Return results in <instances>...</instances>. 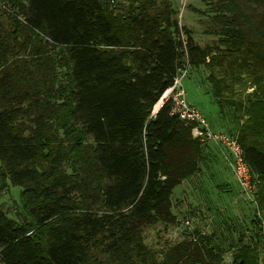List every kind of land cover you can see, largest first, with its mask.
Returning a JSON list of instances; mask_svg holds the SVG:
<instances>
[{
	"label": "trees",
	"instance_id": "obj_1",
	"mask_svg": "<svg viewBox=\"0 0 264 264\" xmlns=\"http://www.w3.org/2000/svg\"><path fill=\"white\" fill-rule=\"evenodd\" d=\"M202 2L218 56L169 0H0V190L18 189L13 217L0 206V264H225L229 251L230 264H260L264 0ZM187 66L210 70L257 206L230 240L195 230L155 253L143 232L178 223L174 189L202 174L208 147L170 101L153 114Z\"/></svg>",
	"mask_w": 264,
	"mask_h": 264
},
{
	"label": "rangeland",
	"instance_id": "obj_2",
	"mask_svg": "<svg viewBox=\"0 0 264 264\" xmlns=\"http://www.w3.org/2000/svg\"><path fill=\"white\" fill-rule=\"evenodd\" d=\"M169 1L178 11L179 24L191 31L193 41L202 49L212 48L211 54L218 56V52L214 49L217 37L208 33L212 25L210 19L212 13L208 12L204 2L202 0ZM0 15H2L1 12ZM0 23L2 28L9 29L8 20L3 15L0 17ZM209 59L210 56L206 58V61ZM209 76H211L210 70L205 66L199 68L187 66L186 72L179 78L181 79L179 83L183 86L188 104L198 109L208 122L210 129L213 132H227L231 130V127L229 124V127L223 124L218 106L212 97V84L209 81ZM167 94H163L164 97ZM223 109L222 113L227 115L232 112L230 103L223 105ZM155 112L157 110L153 108V114ZM208 146L218 151L213 163V170L216 174H213L212 169H208L206 163L202 165V161L200 163V166L203 167L202 174L191 181L183 182L180 187L174 189L172 211L178 223L176 225L157 224L146 228L143 232L144 243L155 253L190 238L195 230L206 234L215 232L217 235L222 232L230 240L232 236L236 237V233L232 230V236H229L226 227L238 230L249 225L251 216L248 209L251 208L250 205L236 200L237 185L227 168L221 151L219 152L218 147L213 144H208ZM209 162L207 160V163ZM222 183H226L223 189L219 188ZM17 204L18 189L7 187L0 190V206L8 211L9 216L13 217ZM244 206L249 208L246 210ZM231 255L232 251L224 253L222 260L225 264H230ZM260 264H264L263 255Z\"/></svg>",
	"mask_w": 264,
	"mask_h": 264
},
{
	"label": "built area",
	"instance_id": "obj_3",
	"mask_svg": "<svg viewBox=\"0 0 264 264\" xmlns=\"http://www.w3.org/2000/svg\"><path fill=\"white\" fill-rule=\"evenodd\" d=\"M179 78H175L172 87L164 93L168 94L162 99L161 105L163 102L170 101L172 103L171 115L184 123L195 124V128L192 130L193 137L203 144H213L218 147L237 185L236 200L255 208L257 206L254 195L255 188L252 184V174L245 161L243 150L235 138L224 132H213L210 129L206 119L198 109L186 101L185 91L179 83V80L181 81Z\"/></svg>",
	"mask_w": 264,
	"mask_h": 264
},
{
	"label": "crops",
	"instance_id": "obj_4",
	"mask_svg": "<svg viewBox=\"0 0 264 264\" xmlns=\"http://www.w3.org/2000/svg\"><path fill=\"white\" fill-rule=\"evenodd\" d=\"M208 123V122H207ZM209 125V124H208ZM210 127V126H209ZM218 155V151L211 148V147H205L204 150H203V164L204 165H207L208 166V169L210 168V170L212 169L213 170V163L214 161L216 160L215 157ZM207 160L210 161L209 163H207ZM206 166V167H207ZM203 168V167H202ZM213 174H216V172H214L213 170ZM188 182V181H187ZM181 186V185H180ZM179 186V187H180Z\"/></svg>",
	"mask_w": 264,
	"mask_h": 264
},
{
	"label": "bare ground",
	"instance_id": "obj_5",
	"mask_svg": "<svg viewBox=\"0 0 264 264\" xmlns=\"http://www.w3.org/2000/svg\"><path fill=\"white\" fill-rule=\"evenodd\" d=\"M165 95V94H164ZM164 95L161 97V99L158 101V103L155 105V110H158L160 107L161 100L164 99Z\"/></svg>",
	"mask_w": 264,
	"mask_h": 264
}]
</instances>
